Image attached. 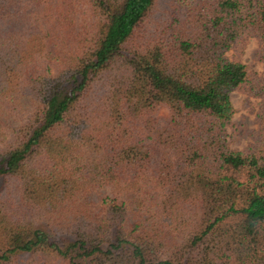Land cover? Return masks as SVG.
<instances>
[{"label": "trees", "instance_id": "16d2710c", "mask_svg": "<svg viewBox=\"0 0 264 264\" xmlns=\"http://www.w3.org/2000/svg\"><path fill=\"white\" fill-rule=\"evenodd\" d=\"M0 264H264V0H0Z\"/></svg>", "mask_w": 264, "mask_h": 264}, {"label": "rangeland", "instance_id": "374dc122", "mask_svg": "<svg viewBox=\"0 0 264 264\" xmlns=\"http://www.w3.org/2000/svg\"><path fill=\"white\" fill-rule=\"evenodd\" d=\"M258 42L251 38L247 46L239 56L251 67L262 71V63L257 56ZM235 51L230 50L228 55L233 57ZM232 102L236 109L232 123L228 126L229 139L232 147L244 148L250 141L249 131L256 126L255 118L257 102L249 103L244 90H236L231 93Z\"/></svg>", "mask_w": 264, "mask_h": 264}]
</instances>
